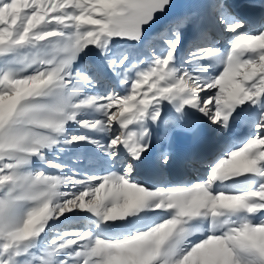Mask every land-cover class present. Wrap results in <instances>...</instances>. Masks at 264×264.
<instances>
[{
    "label": "snow or ice",
    "instance_id": "snow-or-ice-1",
    "mask_svg": "<svg viewBox=\"0 0 264 264\" xmlns=\"http://www.w3.org/2000/svg\"><path fill=\"white\" fill-rule=\"evenodd\" d=\"M0 264H264V0H0Z\"/></svg>",
    "mask_w": 264,
    "mask_h": 264
},
{
    "label": "rangeland",
    "instance_id": "rangeland-1",
    "mask_svg": "<svg viewBox=\"0 0 264 264\" xmlns=\"http://www.w3.org/2000/svg\"><path fill=\"white\" fill-rule=\"evenodd\" d=\"M184 143H187L190 146H193L196 148L197 144H196V139L195 138H189L187 141H182Z\"/></svg>",
    "mask_w": 264,
    "mask_h": 264
}]
</instances>
